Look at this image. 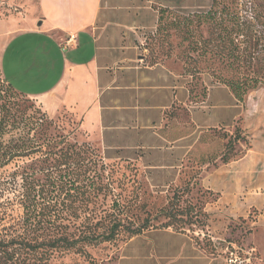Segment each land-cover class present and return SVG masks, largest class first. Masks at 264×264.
I'll use <instances>...</instances> for the list:
<instances>
[{
  "label": "crops",
  "instance_id": "0c3cea01",
  "mask_svg": "<svg viewBox=\"0 0 264 264\" xmlns=\"http://www.w3.org/2000/svg\"><path fill=\"white\" fill-rule=\"evenodd\" d=\"M196 7L201 0H39L36 25L12 34L0 62L50 116L68 111L107 161L137 167L143 182L166 191L195 181L213 191L206 228L219 239L244 233L237 237L255 251L253 264H264V85L240 101L205 80L199 94L189 74L148 57L160 9ZM237 126L247 141L224 162L221 132ZM238 220L248 228L234 230ZM114 264L227 261L226 251L208 252L191 232L167 226L124 241Z\"/></svg>",
  "mask_w": 264,
  "mask_h": 264
},
{
  "label": "rangeland",
  "instance_id": "374dc122",
  "mask_svg": "<svg viewBox=\"0 0 264 264\" xmlns=\"http://www.w3.org/2000/svg\"><path fill=\"white\" fill-rule=\"evenodd\" d=\"M201 1L203 7L163 11L161 22L153 33L149 32L146 44L149 60L166 63L178 72L189 74L193 89L199 94L203 93L205 80L208 84L218 82L214 72L221 68V61L212 45L219 42L215 37H218L220 29L211 22L199 24L196 21L187 28L184 23L189 14L206 11L213 3L219 8L224 4L232 7L234 3L242 21L253 24L251 32L245 30L239 35L242 47L250 40L261 39L253 62L258 58L262 63L264 61V0ZM258 10L256 18L255 11ZM39 14V0H0V61L3 55L5 59L3 47L12 34L36 25ZM209 39L214 41L203 53L200 47ZM11 52L6 63L11 61ZM20 57L26 59V52H20ZM261 66L256 62L250 70ZM5 69L0 62V104L7 97L5 78L8 65ZM222 70L225 71L223 67ZM11 81L19 90V87H25L20 80ZM13 96L19 102L16 108H24L42 118L40 122L49 133L64 137L75 146L71 150L75 153L74 161L53 171L56 197L49 199L47 193L36 196L38 205L36 210L30 207L32 227L29 228H25L23 202L24 199H28V203L33 201V177L23 184L21 174H15L18 168L14 164L0 169V241L8 250L14 245L9 243L11 240H15L14 246L21 248L16 264H114L119 246L136 232L150 227L171 226L176 230L189 231L211 253L227 251V247L236 250L229 243H235L236 248L250 249L237 237L244 233L228 234L219 239L211 228H206L210 217L205 211V203L215 198L213 191L199 186L197 181L171 187L168 191L147 185L140 179L137 167L107 161L96 144L83 138L77 122L68 111L61 110L50 116L36 98L16 90ZM221 136L226 139L225 146L231 137L238 136V141H232L228 151L225 148L226 157L241 155V144L245 146L247 141L242 127L237 126L232 134L221 132ZM61 147L62 144L58 148ZM27 165H31V160H27ZM46 175L37 174L42 180L47 179ZM232 228H248V225L238 220ZM0 254L3 259L6 257L4 251ZM253 254L256 255L255 251Z\"/></svg>",
  "mask_w": 264,
  "mask_h": 264
},
{
  "label": "trees",
  "instance_id": "16d2710c",
  "mask_svg": "<svg viewBox=\"0 0 264 264\" xmlns=\"http://www.w3.org/2000/svg\"><path fill=\"white\" fill-rule=\"evenodd\" d=\"M234 6V3L232 7L224 4L219 8L218 5L213 3L206 11L189 14L185 18L184 24L189 28L195 21L199 24L200 22H211L216 29H220L218 37H215V40L218 39L219 42L212 45L214 39H209L203 42V46L200 49L204 53L209 45L216 48V57L221 61V68L214 72L216 78L218 81L228 85L236 97L243 101L249 91L264 85V61L262 63V59L259 60L258 58L253 62L256 59V53L259 52L261 39L250 40L246 46L242 47L243 42L239 39V35H242L245 30L251 32L253 24L247 20L242 21L239 9ZM166 9H160L158 24L161 22L163 11ZM259 12L260 10L255 11L256 18H258ZM188 33L191 34L192 31L189 30ZM250 47H253V50H250ZM256 62L257 64H262V66L250 70V67ZM210 67L208 66L207 68ZM222 67L225 71L222 70ZM6 81L7 97L0 104V169L14 164L18 168L15 174H21L23 184L24 182L25 184L26 182L28 183L29 177H33L31 179L33 190L31 200L33 201L28 203V199H24L23 202L26 212L25 228H29L30 226L32 227L29 218L30 207L32 206L33 210H36V205H38L35 199L36 196L47 193V198L49 199L56 197L55 182L52 180L55 178L53 171L60 165L74 161L75 153L71 150L75 146L73 147V145L65 141L64 137L49 133L48 129L40 122L43 121L42 118H38L34 113H28L24 108H16L19 105L18 100L13 96V91L16 89L7 79ZM18 92L23 94L20 91ZM234 140L238 141V136L229 139L226 144V151L230 149ZM60 144H62V147L58 148ZM61 150L63 154L60 155ZM229 158L226 157L224 151L222 161L225 162ZM52 159L53 161L50 162ZM27 160H31L29 167H27ZM38 172L47 174V179L42 180L40 176H37ZM38 223L40 224V222H36V224ZM138 233L141 232H136L134 235ZM9 243L15 245L16 242L11 240ZM3 245L5 244L0 241V253L4 251L6 254L4 259L2 258L3 255L0 254V264H16V256L21 248L12 245L9 246L11 248L8 250Z\"/></svg>",
  "mask_w": 264,
  "mask_h": 264
},
{
  "label": "built area",
  "instance_id": "2783aa9c",
  "mask_svg": "<svg viewBox=\"0 0 264 264\" xmlns=\"http://www.w3.org/2000/svg\"><path fill=\"white\" fill-rule=\"evenodd\" d=\"M233 245L234 249L239 250H231L227 247L226 251V261L227 264H253V260L255 258V254L253 249L244 250L242 248H236L235 243H229Z\"/></svg>",
  "mask_w": 264,
  "mask_h": 264
}]
</instances>
